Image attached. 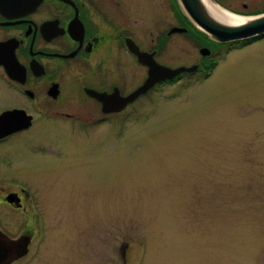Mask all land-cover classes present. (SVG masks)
<instances>
[{
	"label": "rangeland",
	"instance_id": "374dc122",
	"mask_svg": "<svg viewBox=\"0 0 264 264\" xmlns=\"http://www.w3.org/2000/svg\"><path fill=\"white\" fill-rule=\"evenodd\" d=\"M217 62L165 80L124 126L60 125L52 149L0 160L42 213L25 257L27 218L0 207L3 231L27 240L14 264H264V39Z\"/></svg>",
	"mask_w": 264,
	"mask_h": 264
},
{
	"label": "flooded vegetation",
	"instance_id": "af4514ba",
	"mask_svg": "<svg viewBox=\"0 0 264 264\" xmlns=\"http://www.w3.org/2000/svg\"><path fill=\"white\" fill-rule=\"evenodd\" d=\"M214 1L243 16L264 13V0ZM262 39L264 35L217 42L192 22L179 0H0V160L7 163L17 153L14 149L23 153L13 160L52 149L57 135L61 141L68 137L61 135L60 125L124 126L135 116L137 103L166 83L120 107L122 97L140 87L150 71L132 47L171 68L184 65L178 62L185 55V41L195 47L197 60L186 65L195 69L174 78L179 79L205 75L232 48ZM95 92L106 94L111 111L103 109ZM32 189L20 179L0 178V207L20 210L29 223L25 257L42 218ZM0 231L20 239L11 238L1 224Z\"/></svg>",
	"mask_w": 264,
	"mask_h": 264
},
{
	"label": "water",
	"instance_id": "95a60500",
	"mask_svg": "<svg viewBox=\"0 0 264 264\" xmlns=\"http://www.w3.org/2000/svg\"><path fill=\"white\" fill-rule=\"evenodd\" d=\"M183 5L186 15L192 22L202 31L206 32L211 39L220 42L228 43L233 41L250 39L256 36L264 35V13L254 16H243L225 8H222L214 0H179ZM208 3L233 16L242 17L240 24H230L223 22L212 14L208 8ZM133 51L138 55L141 62L147 63L150 66L149 76L145 82L138 87L133 93L127 97H122L121 108L135 100L140 95L146 94L156 84L174 79L183 72H192L195 66H180L171 68L157 63L154 59L151 61L146 58V54L140 51L137 47ZM104 103L105 111L112 110V103H109L104 93H94ZM113 105V104H112ZM119 109V108H118ZM27 240L24 238L17 241L11 240L3 232L0 231V264H10L13 259L23 256L26 253ZM16 246V247H15Z\"/></svg>",
	"mask_w": 264,
	"mask_h": 264
},
{
	"label": "bare ground",
	"instance_id": "6f19581e",
	"mask_svg": "<svg viewBox=\"0 0 264 264\" xmlns=\"http://www.w3.org/2000/svg\"><path fill=\"white\" fill-rule=\"evenodd\" d=\"M208 8L212 12L214 16L222 20L223 22L230 23V24H240L242 22V17L233 16L232 14L226 13L218 8L214 7L210 3H208Z\"/></svg>",
	"mask_w": 264,
	"mask_h": 264
},
{
	"label": "trees",
	"instance_id": "16d2710c",
	"mask_svg": "<svg viewBox=\"0 0 264 264\" xmlns=\"http://www.w3.org/2000/svg\"><path fill=\"white\" fill-rule=\"evenodd\" d=\"M213 67H214V64L209 66L207 71H210V69L213 68Z\"/></svg>",
	"mask_w": 264,
	"mask_h": 264
}]
</instances>
